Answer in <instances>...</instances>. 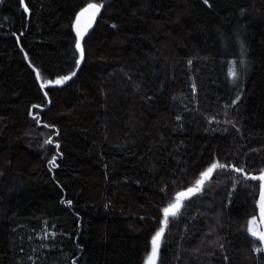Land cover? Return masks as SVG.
<instances>
[{
  "label": "trees",
  "instance_id": "trees-1",
  "mask_svg": "<svg viewBox=\"0 0 264 264\" xmlns=\"http://www.w3.org/2000/svg\"><path fill=\"white\" fill-rule=\"evenodd\" d=\"M232 166L264 173V0L0 1V264H143L172 204L159 264H264Z\"/></svg>",
  "mask_w": 264,
  "mask_h": 264
},
{
  "label": "snow or ice",
  "instance_id": "snow-or-ice-1",
  "mask_svg": "<svg viewBox=\"0 0 264 264\" xmlns=\"http://www.w3.org/2000/svg\"><path fill=\"white\" fill-rule=\"evenodd\" d=\"M100 7H102V5H97V4H89L88 5V8L85 9V12H87L88 10H94L93 14L95 12H98L100 10ZM84 13H81V15H83ZM77 48L80 50V58L83 59L84 58V49L83 47L77 43ZM37 75L39 76V73H37ZM75 75V71H73L71 73V75L69 76H66L64 77L63 79L64 80H68V79H71L72 76ZM57 83H62V81H57ZM47 142H51V141H47ZM58 147V145H57ZM226 167L225 165L223 164H220L218 162H215L213 163L204 173H202L201 175L202 176H208L214 169L216 168H224ZM238 172L239 171H242L241 169H236ZM253 179H259L261 181H264V174H261L259 177H252ZM202 183V181H197V187H194V188H190L188 189L189 192H195V191H198L199 190V185ZM262 188H264V185H261ZM259 203V207H260V211H261V214L262 216H264V191H261L260 193V201L258 202ZM179 205L178 204H172L170 205L168 208L164 209V219H163V223L166 225L167 224V216L169 214L171 215H175V211L174 209H178ZM250 223H254V220L251 221ZM163 234V228L157 232V234L152 238V251H151V255L148 257V264H155V259L156 257L158 256V247H159V241H160V238ZM252 235L256 236L257 233L255 231L252 232ZM259 239L264 241V234H260L259 235ZM257 251H264V249H257Z\"/></svg>",
  "mask_w": 264,
  "mask_h": 264
},
{
  "label": "water",
  "instance_id": "water-1",
  "mask_svg": "<svg viewBox=\"0 0 264 264\" xmlns=\"http://www.w3.org/2000/svg\"><path fill=\"white\" fill-rule=\"evenodd\" d=\"M99 11L98 12H95L93 14L94 10H91L90 9L87 12H85V10H84L83 12H81V13H84V14L83 15L80 14L78 16V19H77V22H76V31L78 33V36H79V44L81 46H82V42H83L84 38L86 37V35L88 34V32L94 27V25L96 23V20H97V17H98V14H99ZM232 169L233 170H236L237 168H235L234 166H232ZM239 172L243 173L248 181H252V182H262V185H264V181H261L259 179H253L252 178V177H259L261 174H245L243 171H239ZM261 191H264V188H262ZM259 201H260V195H259L258 202ZM258 218H259V222H260L261 230H262V233L261 234H264V216H262V214H261L260 207H259V203H258ZM162 228H163V234H162V236L160 238V241H159L158 256L155 259V264H159V262H160V257H161V251H162V247H163V242L165 240L166 234L168 233V218H167V224L165 225L163 223V225L160 227V229L158 230V232ZM262 248L264 249V241H262ZM151 251H152V245H151V249H150L147 257L145 258L143 264H148V257L151 255Z\"/></svg>",
  "mask_w": 264,
  "mask_h": 264
},
{
  "label": "rangeland",
  "instance_id": "rangeland-1",
  "mask_svg": "<svg viewBox=\"0 0 264 264\" xmlns=\"http://www.w3.org/2000/svg\"><path fill=\"white\" fill-rule=\"evenodd\" d=\"M0 1H3V0H0ZM243 73L246 74V70H247V66L243 67ZM227 76V79H228V83L230 84V86L232 88H235L237 86V90L239 89L240 90V87L242 85L241 82H242V79L245 75H242V69L240 67V64L237 60H234L232 63H231V66H230V69H229V75H226ZM64 77H58L56 80H49L47 82H45V84H58L57 81H62V83L65 82V80L63 79ZM62 83H59V84H62ZM240 85V86H239ZM239 90L237 92H239ZM212 172L209 174L211 175ZM186 196H189L191 195L193 192H189V191H186L184 192ZM258 221H259V218H258ZM255 231L260 235L262 233V230H261V225H260V222L258 223V226L256 225L255 227ZM262 242V241H261Z\"/></svg>",
  "mask_w": 264,
  "mask_h": 264
}]
</instances>
